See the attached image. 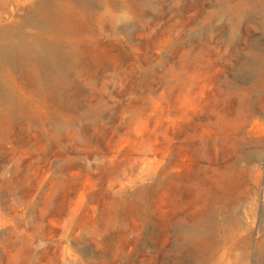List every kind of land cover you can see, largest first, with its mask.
Here are the masks:
<instances>
[{"label":"rangeland","instance_id":"rangeland-1","mask_svg":"<svg viewBox=\"0 0 264 264\" xmlns=\"http://www.w3.org/2000/svg\"><path fill=\"white\" fill-rule=\"evenodd\" d=\"M40 1L0 0V29ZM96 8L58 101L37 68L0 100V264H202L177 262L179 204L216 211L219 263L264 264V0Z\"/></svg>","mask_w":264,"mask_h":264},{"label":"bare ground","instance_id":"bare-ground-1","mask_svg":"<svg viewBox=\"0 0 264 264\" xmlns=\"http://www.w3.org/2000/svg\"><path fill=\"white\" fill-rule=\"evenodd\" d=\"M97 5L98 0H43L31 6L25 17L15 25L0 29V100L14 108L25 107L21 84L34 85L37 78L32 71L37 68L47 83L45 97L58 101L59 89L65 84L67 61L66 53L59 44L62 40L70 43L90 35ZM80 11H85V16L74 21L75 14ZM23 27L31 30L30 33L25 32ZM135 200L139 202L141 197ZM186 201L189 205L192 202L189 196ZM182 205H178L175 216L178 241L174 252L178 259H182L177 262L182 263L184 257L189 261L200 259L202 264H222L219 262L228 258L229 251L227 240L222 239L216 211L184 216L180 213ZM186 222L192 225L194 232L188 241L181 242L179 233ZM13 236L10 233L9 239ZM219 249L222 253H219L215 263H211L213 254L215 256Z\"/></svg>","mask_w":264,"mask_h":264}]
</instances>
